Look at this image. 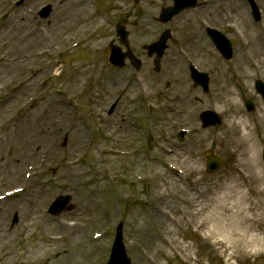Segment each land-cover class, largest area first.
I'll list each match as a JSON object with an SVG mask.
<instances>
[{
	"label": "rangeland",
	"instance_id": "obj_1",
	"mask_svg": "<svg viewBox=\"0 0 264 264\" xmlns=\"http://www.w3.org/2000/svg\"><path fill=\"white\" fill-rule=\"evenodd\" d=\"M71 1L83 2L74 8L77 27L53 44L48 40L26 71L14 70L0 83L1 145L2 138L46 117L57 103L63 107L61 122L46 126L48 143L41 148L46 152L36 159L30 177L21 173L13 187L0 182L1 196L23 189L0 200V264H105L120 221L132 264H264V252L228 261L220 244L191 216L181 225L174 221L184 208L177 189L189 200L195 179L218 196L238 187L235 192L253 199L251 188L264 189V104L254 89L256 79L264 80V0H256L260 22L253 20L246 0H199L197 7L180 13L166 25L173 35L160 72L143 46L165 29L155 17L172 0H0V22L13 17L26 21L34 34L49 36ZM48 4L53 10L42 18L38 12ZM198 15L203 21H197ZM119 21L126 23L130 47L143 60L140 70L129 64L116 69L107 62L106 45L118 43ZM206 26L232 40L231 61L222 58ZM191 37L193 49L186 45ZM251 47L256 58L246 63ZM190 63L210 75L207 93L193 86ZM25 79L35 80L28 92ZM244 97L255 102L253 112L245 109ZM204 109L216 110L224 122L202 128ZM125 122L129 134L113 130ZM182 129L187 130L183 138ZM209 148L224 160L216 174L205 170L203 152ZM2 151L10 148L2 146ZM66 168L75 172L69 178L63 176ZM30 191L42 222L27 215ZM60 194L70 195L75 207L51 215L47 209ZM63 220L77 223L80 231L63 228ZM258 230L264 237V226ZM171 239L184 249L170 245Z\"/></svg>",
	"mask_w": 264,
	"mask_h": 264
},
{
	"label": "bare ground",
	"instance_id": "obj_2",
	"mask_svg": "<svg viewBox=\"0 0 264 264\" xmlns=\"http://www.w3.org/2000/svg\"><path fill=\"white\" fill-rule=\"evenodd\" d=\"M216 1L220 2L221 0H214V2ZM82 4L81 1L67 3L66 12H64L66 15L58 20L49 36L34 34L26 21L20 23L9 16L1 21L0 83L6 82L13 75L14 70L26 71L29 65L36 60L40 49L48 40L49 43L53 44L58 38H61L60 36L65 31L74 30L78 24L74 25V22L79 17L78 10L74 13V8L81 7ZM231 6H234V4ZM197 19L201 20V15ZM187 45L191 49L193 39H189ZM255 58L256 51L251 47L246 52L244 59L246 63H250ZM34 84V79H25L23 81L24 92L31 90ZM62 109V105L57 103L53 108H49V114L46 117L42 118L40 116L37 119H32L22 125L16 132L2 138L3 144H0V182L2 184L13 187L12 185L18 182L21 173L28 175L33 172L36 159L46 152V150L41 149L42 146L46 147L48 143L46 126H50L54 122H61ZM242 125H245V123ZM246 128L245 126L244 130ZM109 129L111 130L110 127ZM129 130L130 126L125 123L120 128V133L123 134ZM243 137L246 138V133H243ZM245 138L240 141H245ZM81 141L77 139L76 146H79ZM2 146H5L6 149L10 148V152L5 154L2 151ZM74 173L66 168L63 176L69 178ZM193 182L194 196L189 200L185 198V191L182 188L177 189L179 194L182 195L180 201L184 204L179 216L174 218L177 225L185 223L188 217L191 216V222L197 227L204 228L206 235L213 237L220 244V248L227 253L230 260L264 252V237L258 230L260 226H264V189L251 188L253 199L240 192H235L234 188L238 187H232L229 192H226L225 189L218 196L210 191L209 185L206 184L203 187L199 179H195ZM25 197H27L26 201L29 205L28 217L38 223L42 222L43 216L35 201L34 192L30 191ZM213 197H216V199H213ZM157 212L160 213V211ZM61 223L63 228L71 227L73 232L80 231L76 223L71 224L65 220ZM149 241H151V238ZM170 244L180 247L182 243L176 239H171ZM40 247L38 245V249Z\"/></svg>",
	"mask_w": 264,
	"mask_h": 264
},
{
	"label": "water",
	"instance_id": "obj_3",
	"mask_svg": "<svg viewBox=\"0 0 264 264\" xmlns=\"http://www.w3.org/2000/svg\"><path fill=\"white\" fill-rule=\"evenodd\" d=\"M183 3L192 4V0H176L175 8L163 10L162 18L165 20H168L172 15L177 13L183 6H185ZM49 11H50V7H47L43 10V14L46 15ZM118 34L120 35L121 40L123 42H126L127 32L125 31V29L122 25L118 26ZM167 36H168V33L166 32L165 35L162 37V40L160 42L148 46L150 54L154 51L158 52L157 61L159 60V57L162 55V53L166 47L164 42L167 39ZM219 46H220L221 50L227 55L224 46L221 43L219 44ZM228 48L230 50L229 45H228ZM109 51L111 54L110 61L114 64L123 65L125 56L129 55L131 57L133 64H135L137 67H139V65H140L139 61L137 59H135L130 54V52L123 53L120 48H118L117 46H115L113 44L109 45ZM199 79L204 85L207 84V80H204L203 76H201ZM259 86L260 85H258V87ZM247 106L249 109L253 108L249 102H247ZM205 117H206V119H209V120H206ZM203 118L206 121H208L207 123H210V124H215V123L219 122L218 117H216L215 114L212 112L204 113ZM206 155L208 157L207 170L209 172L217 171L221 167V159L217 156H212L211 152H208ZM68 200H69V197H63V196L59 197L58 201L52 206L51 210L53 212L59 211L67 203ZM121 230H122V226L120 225L118 228L117 238L113 244L112 255H111V258H110L108 264H130V260L127 257L125 247L122 243V231Z\"/></svg>",
	"mask_w": 264,
	"mask_h": 264
}]
</instances>
